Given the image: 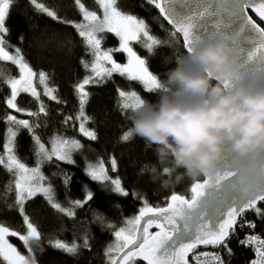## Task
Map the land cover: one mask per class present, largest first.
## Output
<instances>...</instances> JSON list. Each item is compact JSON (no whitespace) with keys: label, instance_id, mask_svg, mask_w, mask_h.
Returning a JSON list of instances; mask_svg holds the SVG:
<instances>
[{"label":"trees","instance_id":"obj_1","mask_svg":"<svg viewBox=\"0 0 264 264\" xmlns=\"http://www.w3.org/2000/svg\"><path fill=\"white\" fill-rule=\"evenodd\" d=\"M81 2L86 9L99 10L96 0ZM36 3L55 11L58 19L38 11L30 0H13L6 19L9 32L4 37L5 46L11 53L14 47H19L24 59L37 75L41 71L47 74V83L56 90L54 94L57 99L52 100L46 95H40L37 100L31 94L21 92L16 99L18 107L27 112H37L42 103L46 114L34 117L26 112H16L6 105L10 88L0 78V153H3L6 130L9 127L5 118L12 113L17 115V119H28L35 126V134L49 149L50 138L54 136L76 139L81 143L82 147L72 153L75 163L69 164L54 159L43 164L42 172L48 178L46 183L50 182L54 189L55 201L62 207H73L71 201H84L87 191L94 194L93 199L83 207L74 208V218L53 209L42 194L28 200L24 205L25 214L41 232L39 247L34 241L30 243L33 245L36 264H109L105 252L115 241L113 233L125 226L126 219L138 214L145 206L144 201L151 207H165L172 194L192 198V186L204 177L195 181L186 178L168 189L161 188L158 182L152 181L145 165L150 166L157 162L154 146L149 147L136 135L128 141L121 139L131 127L127 119L131 109H122L117 90L119 88L127 92L135 91L142 99L149 101L157 99V91L148 92L140 82L128 80L119 74H113L104 82L85 86L89 94L84 107V113L88 117L85 127L95 132L96 139L91 140L79 132L81 121L77 119L79 101L75 89L85 77L92 76L90 68L86 69L81 61L90 64L93 60L78 35V30L72 26L82 21V13L78 10L75 0H36ZM117 6L122 12L145 20L151 34L166 42L155 46L151 53L140 47L149 70L163 80L166 70L173 66L169 61L186 51L181 36L178 33L175 36L170 35L174 29L148 0H118ZM256 20L264 28V23ZM101 35L105 37V47L116 48L119 45V40L114 34L105 32ZM114 55L119 61L126 58L124 53L114 52ZM0 69L6 74L10 73L11 77L19 76L18 69L10 62L0 61ZM15 151L22 162L30 167L35 166V145L27 129L19 128ZM112 158H115L117 167L115 171L110 170V173L120 178L122 185L129 192L126 197L113 194L110 186L95 182L86 174L88 164L100 161L107 163ZM65 175L69 178L67 184L64 182ZM14 179V176L0 167V224L24 234L26 227L14 203L15 192L5 195V186ZM257 207L261 209V213L257 214L249 209L238 219L235 233L226 241L230 253L223 245H201L189 254V264H194L192 254L208 250L220 253L224 264H251L256 256L254 247L241 244V241L246 235L264 239V201H260ZM94 213L104 219L95 220ZM245 222L254 224L255 227L250 228ZM109 224L114 227H108ZM240 224L245 226L241 228ZM156 230L151 229L153 232ZM85 235L88 238L87 248L83 246ZM9 238L23 255H29L18 238ZM49 240L69 244L75 242L78 248L74 254L67 253L51 246ZM0 264L4 262L0 260ZM135 264L146 262L137 260Z\"/></svg>","mask_w":264,"mask_h":264},{"label":"snow or ice","instance_id":"obj_2","mask_svg":"<svg viewBox=\"0 0 264 264\" xmlns=\"http://www.w3.org/2000/svg\"><path fill=\"white\" fill-rule=\"evenodd\" d=\"M30 2L38 11L58 19L55 11L49 10L43 4H37L36 0ZM148 2L155 6L161 16L173 26L174 31L170 35L182 33L186 50H191L192 46L202 39L227 34L239 50L245 71L250 69L249 65L253 62L264 65V28L248 14L251 10L261 21H264V0H148ZM12 3L13 0H0V61L10 62L19 73L18 78L9 76L3 79L10 88V95L5 102L8 108L16 112H26L29 116L38 117L40 114H46L42 103L37 112H27L16 103L21 92L29 93L37 100L40 93L33 84L37 73L25 61L21 49L14 47L13 54L5 47L4 37L9 32L6 19ZM96 3L102 9V16L86 9L81 0H75L84 22L72 24L78 30L86 50L93 57L90 64L81 61L86 69L90 68L92 76L85 77L75 89L79 101L77 119L81 121L79 132L91 140L96 139V134L85 127L88 117L84 113V107L89 95L85 86L104 82L113 74H119L128 80L140 82L148 92L159 89V77L149 70L147 60L134 50L132 42L140 43L149 53L155 46L166 43L151 34L145 20L122 12L117 6L118 0H96ZM213 5H216L214 11ZM105 32L114 34L118 38V47L103 49L105 37L101 34ZM20 39L22 40L23 37L21 36ZM242 43L258 46L254 47V50H247L241 46ZM114 52L126 54V63L117 62L113 56ZM47 79V74L41 71L39 82L44 86V95L56 100L57 97L54 95L56 90L48 87ZM117 91L121 98L122 109H132L144 103V99L135 91L127 92L119 88ZM68 119L70 120L71 117ZM5 120L9 127L6 130L3 153H0V167L15 177L5 186V195L15 192L14 203L23 218L26 233L21 234L0 224V260L4 264H36L33 245L30 242L40 241L41 232L25 214V203L42 194L53 209L69 218H74V208L83 207L93 199L94 194L87 191L84 201H71L73 207L64 208L55 201L54 189L50 182L46 183L48 178L42 172L43 164L54 159L69 164L75 163L72 153L82 147L78 140L54 136L50 138L51 149H49L35 134V126L29 120L17 119L15 115L6 116ZM19 128L27 129L32 136L37 157L33 167L22 162L16 155L15 140ZM132 136L133 134L127 131L121 139L128 141ZM232 156L231 150L226 151L221 173L192 186L191 200L172 194L166 207H151L148 206L147 201H144L145 206L138 214L126 219L125 226L113 233L115 241L105 252L109 264H135L137 260H142L146 264H189L188 256L198 246L223 245L227 249L226 241L235 233L238 217L247 209L254 210L257 214L261 213L257 203L264 201V179L248 182L232 163ZM111 165L115 171L117 167L115 158L111 159ZM86 174L95 182L105 186L111 185L113 194L124 197L129 195L119 178L109 176L103 161L95 165L88 164ZM68 179L65 175V184L68 183ZM93 218L101 221L104 219L103 216L95 213ZM245 223L250 228L255 227L254 224ZM239 226L243 228L245 225ZM108 227L114 225L109 224ZM153 228L157 231H151ZM8 237L18 238L29 255L21 254ZM83 240V246L87 248L89 245L86 235ZM49 244L72 254L78 248L75 242L69 244L59 240H49ZM241 244L258 245L254 248L256 259L251 264H264V240L252 235L241 241ZM36 246L39 247V244ZM227 250L231 252L230 249ZM201 257H211V264H223L219 254L207 252L193 255L194 264H206Z\"/></svg>","mask_w":264,"mask_h":264},{"label":"clouds","instance_id":"obj_3","mask_svg":"<svg viewBox=\"0 0 264 264\" xmlns=\"http://www.w3.org/2000/svg\"><path fill=\"white\" fill-rule=\"evenodd\" d=\"M169 63L157 99L127 115L128 131L154 146L157 162L145 165L152 181L168 189L216 177L228 150L248 182L264 179V65L245 71L227 34L202 39ZM9 76L0 69V78Z\"/></svg>","mask_w":264,"mask_h":264},{"label":"rangeland","instance_id":"obj_4","mask_svg":"<svg viewBox=\"0 0 264 264\" xmlns=\"http://www.w3.org/2000/svg\"><path fill=\"white\" fill-rule=\"evenodd\" d=\"M88 10H90V9H88ZM90 11H95L98 15H101L102 16V9L99 7V10H90ZM84 21L82 20L80 23H83ZM143 39V38H142ZM6 47V46H5ZM102 47H103V49H105V50H107V49H109V48H107V47H105L104 46V42H103V44H102ZM118 47V46H117ZM132 47L134 48V50L142 57V58H145L142 54H141V49H140V47H142V45L140 44V43H137V42H132ZM13 53H14V51H13ZM113 56H114V59L117 61V62H119V63H126V58H125V60L124 61H119L117 58H115V55H114V53H113ZM125 57H126V54H125ZM26 61V60H25ZM27 62V61H26ZM16 78H18V77H16ZM33 84H34V86L36 87V90L40 93V95L41 96H44V86L43 85H41L40 84V82H39V75H37L35 78H34V80H33ZM48 84V83H47ZM48 87H49V84H48ZM50 88H52V87H50ZM39 95V96H40ZM55 95V94H54ZM9 97V96H8ZM48 97V96H47ZM7 98V97H6ZM50 98V97H49ZM11 115H15L16 117H17V115L15 114V113H12ZM25 120H28V119H25ZM98 162H96V163H93V165H95V164H97ZM104 165H105V167L107 168V171H108V174H109V176H111L112 178H119V177H115V176H113V173H110V170H113V168H112V165H111V160H109V162H107V163H103ZM111 174V175H110ZM120 179V178H119ZM107 186H110L111 187V185H107ZM124 187V186H123ZM8 239H9V241L13 244V245H15L16 247H17V245L15 244V243H13L11 240H10V238L8 237ZM18 248V247H17ZM19 250V249H18ZM22 254V253H21Z\"/></svg>","mask_w":264,"mask_h":264},{"label":"water","instance_id":"obj_5","mask_svg":"<svg viewBox=\"0 0 264 264\" xmlns=\"http://www.w3.org/2000/svg\"><path fill=\"white\" fill-rule=\"evenodd\" d=\"M215 8H216V5H213V11L215 10ZM248 14L252 17V19L253 20H255L256 21V23L257 24H259L260 25V27H262L263 28V26L256 20V19H258V20H260L257 16H256V14L254 13V12H252L251 10H249V12H248ZM161 15V14H160ZM225 16H226V14H225ZM255 16V17H254ZM163 18V17H162ZM164 19V18H163ZM165 20V19H164ZM166 21V23L168 24V25H170L169 23H168V21L167 20H165ZM261 21V20H260ZM261 22H263L264 23V21H261ZM171 27H173L172 25H170ZM180 36H181V38H182V40H183V42H184V39H183V35H182V33H179V32H177ZM184 46H185V42H184ZM241 46L242 47H245L247 50H254V47H257L258 45H245V44H241ZM185 49H186V47H185ZM247 54V52L245 53V55ZM256 66H258L255 62H253L252 64H250L249 65V68L250 69H252V68H255ZM223 170V169H222ZM208 179V177H204V179L202 180V181H200L199 183H203L205 180H207ZM184 198H186V199H188V200H191V198H187V197H185V196H183ZM260 201H258V203H259ZM257 203V204H258ZM167 206V205H166ZM165 206V207H166ZM247 210H249V209H247ZM247 210H245V211H247ZM244 211V212H245ZM243 212V213H244ZM240 218V216L238 217V219ZM157 231V230H156Z\"/></svg>","mask_w":264,"mask_h":264},{"label":"built area","instance_id":"obj_6","mask_svg":"<svg viewBox=\"0 0 264 264\" xmlns=\"http://www.w3.org/2000/svg\"><path fill=\"white\" fill-rule=\"evenodd\" d=\"M248 236H252V235H246L245 237H244V239H243V241L246 239V237H248ZM257 237H259L261 240H264L262 237H260V236H257ZM247 246H250V247H257L258 245H255V244H253V245H247ZM205 252H207V253H216V252H212V251H202V252H200V253H205ZM196 253H194V254H192V257H193V255H195ZM216 254H219V256L222 258V256H221V254L220 253H216ZM201 259L202 260H204V261H206V264H211V257H207V258H204V257H201ZM255 259H256V256H255ZM222 260H223V258H222ZM223 264H224V262H223Z\"/></svg>","mask_w":264,"mask_h":264},{"label":"bare ground","instance_id":"obj_7","mask_svg":"<svg viewBox=\"0 0 264 264\" xmlns=\"http://www.w3.org/2000/svg\"><path fill=\"white\" fill-rule=\"evenodd\" d=\"M173 28V27H172ZM174 29V28H173Z\"/></svg>","mask_w":264,"mask_h":264}]
</instances>
